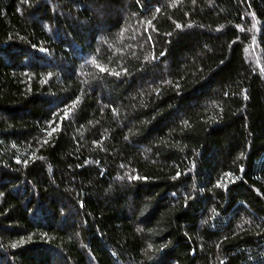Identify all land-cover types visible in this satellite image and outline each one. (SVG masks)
I'll list each match as a JSON object with an SVG mask.
<instances>
[{
  "label": "trees",
  "instance_id": "16d2710c",
  "mask_svg": "<svg viewBox=\"0 0 264 264\" xmlns=\"http://www.w3.org/2000/svg\"><path fill=\"white\" fill-rule=\"evenodd\" d=\"M0 264H264V0H0Z\"/></svg>",
  "mask_w": 264,
  "mask_h": 264
},
{
  "label": "snow or ice",
  "instance_id": "6c2138e0",
  "mask_svg": "<svg viewBox=\"0 0 264 264\" xmlns=\"http://www.w3.org/2000/svg\"><path fill=\"white\" fill-rule=\"evenodd\" d=\"M101 71H103V69H101Z\"/></svg>",
  "mask_w": 264,
  "mask_h": 264
}]
</instances>
